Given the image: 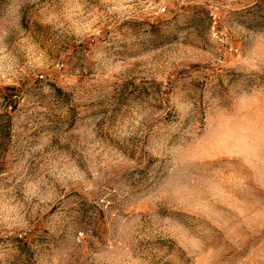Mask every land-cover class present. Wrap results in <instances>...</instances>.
Segmentation results:
<instances>
[{"label":"rangeland","instance_id":"374dc122","mask_svg":"<svg viewBox=\"0 0 264 264\" xmlns=\"http://www.w3.org/2000/svg\"><path fill=\"white\" fill-rule=\"evenodd\" d=\"M0 264H264V0H0Z\"/></svg>","mask_w":264,"mask_h":264},{"label":"built area","instance_id":"2783aa9c","mask_svg":"<svg viewBox=\"0 0 264 264\" xmlns=\"http://www.w3.org/2000/svg\"><path fill=\"white\" fill-rule=\"evenodd\" d=\"M215 36L217 37V39H220V36L217 32L215 33Z\"/></svg>","mask_w":264,"mask_h":264}]
</instances>
